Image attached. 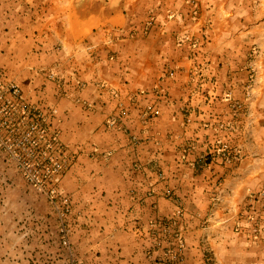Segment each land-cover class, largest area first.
<instances>
[{
    "label": "crops",
    "instance_id": "crops-1",
    "mask_svg": "<svg viewBox=\"0 0 264 264\" xmlns=\"http://www.w3.org/2000/svg\"><path fill=\"white\" fill-rule=\"evenodd\" d=\"M7 81L56 107L80 264H156L152 223L180 264H264V0H0ZM4 151L0 264H64Z\"/></svg>",
    "mask_w": 264,
    "mask_h": 264
},
{
    "label": "built area",
    "instance_id": "built-area-1",
    "mask_svg": "<svg viewBox=\"0 0 264 264\" xmlns=\"http://www.w3.org/2000/svg\"><path fill=\"white\" fill-rule=\"evenodd\" d=\"M50 75L57 82L59 93L64 91L65 77L58 70L51 69ZM83 84L79 83V87ZM44 112L37 105L30 104L24 97L21 88L15 82H0V145L7 149L10 157L20 161L26 179L42 189L44 176H58L63 171L68 157L67 149L58 136L46 125ZM112 118L109 125H115ZM135 140V139H134ZM257 199L264 203V189L256 193ZM61 218L69 210V205L59 208ZM153 224L156 247L167 242L168 250L165 256L157 259L156 264H180L184 244L179 232L172 234V239L166 240L169 225ZM260 227H254L259 232ZM64 242L68 241V228L64 220L60 228ZM174 243L175 246H171Z\"/></svg>",
    "mask_w": 264,
    "mask_h": 264
},
{
    "label": "rangeland",
    "instance_id": "rangeland-1",
    "mask_svg": "<svg viewBox=\"0 0 264 264\" xmlns=\"http://www.w3.org/2000/svg\"><path fill=\"white\" fill-rule=\"evenodd\" d=\"M150 23H151V20H148V22L145 24V27H147ZM7 82H11V81H7ZM30 104H33V103H30ZM33 105H35V104H33ZM37 106L39 108H41V106H39V105H37ZM55 108L56 107L46 108V110L44 112V114H45L44 121H45L46 125H48L49 128H51V130H53V132L58 136V138L64 144V146L68 152V157H66L65 167H64L63 171L60 173V175L54 176V177H51V176L40 177V180H42L41 183L43 185V188L40 189L26 179V177L22 173L23 170L21 168L20 161L16 160V161L12 162V165L14 166V168H17L19 175H22L23 180H25L31 186L33 185V187L36 188V190H37L36 195H37V197L39 195V200L42 203L43 202L46 203L45 204L46 209L44 212V214H46V215H44V217H43L44 220L47 218H50V219L55 218L56 219L55 230L58 232L60 248H61L62 252H66V255H67L64 258L65 259L64 264H80V258L78 256L77 252H75V248H74L75 246H74L73 241L71 240L72 226H71V222H70V217H71V213L73 210L72 198H71L70 192L67 190V187L62 183V179L64 178L65 173H67V171L71 168V166L73 165V163L75 161V156L71 155L67 145L60 138L59 127L57 126L56 121H54V119L56 118V115H57V110ZM0 148L5 153V151H4L5 148L4 147L3 148L0 147ZM252 199L254 201H258L256 194L252 195ZM65 203H67L69 205V210L67 211L65 216L63 218H61L60 213H59V210H60L59 208L63 207L65 205ZM63 220L67 224V228H68V232H69L67 242L63 241L62 234L60 231L61 223ZM61 259H63V257H61Z\"/></svg>",
    "mask_w": 264,
    "mask_h": 264
}]
</instances>
